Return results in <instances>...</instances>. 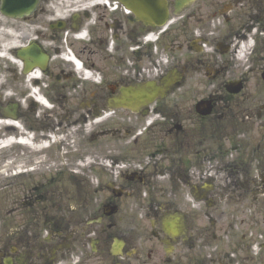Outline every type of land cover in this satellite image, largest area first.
I'll return each instance as SVG.
<instances>
[{"label":"flooded vegetation","instance_id":"af4514ba","mask_svg":"<svg viewBox=\"0 0 264 264\" xmlns=\"http://www.w3.org/2000/svg\"><path fill=\"white\" fill-rule=\"evenodd\" d=\"M0 264H264V0H0Z\"/></svg>","mask_w":264,"mask_h":264}]
</instances>
